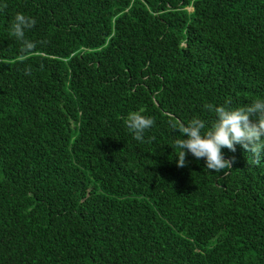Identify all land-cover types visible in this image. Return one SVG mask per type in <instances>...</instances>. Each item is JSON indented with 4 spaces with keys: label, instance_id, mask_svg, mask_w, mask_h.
<instances>
[{
    "label": "trees",
    "instance_id": "trees-1",
    "mask_svg": "<svg viewBox=\"0 0 264 264\" xmlns=\"http://www.w3.org/2000/svg\"><path fill=\"white\" fill-rule=\"evenodd\" d=\"M257 98L264 0H0V264H264V153L180 168L172 127Z\"/></svg>",
    "mask_w": 264,
    "mask_h": 264
},
{
    "label": "clouds",
    "instance_id": "clouds-1",
    "mask_svg": "<svg viewBox=\"0 0 264 264\" xmlns=\"http://www.w3.org/2000/svg\"><path fill=\"white\" fill-rule=\"evenodd\" d=\"M35 25L36 20L24 13H17L11 23L9 34L21 45L18 62L25 61L37 47L38 42L28 40L25 35ZM30 73L31 68H26L25 75ZM230 103L226 101L222 106H204L208 111H214L216 117L206 131L205 121L196 117L187 124L177 121L172 125L173 130L180 134V138L174 141L178 153L177 167H186V157L190 153L196 159L204 158L208 170H232L235 158L225 159L222 149L234 153L236 145H240L252 155L256 164H260L261 154L264 153V99L257 98L248 105L236 108L228 107ZM154 125V118L141 111L130 112L126 117L128 130L133 133V139L139 142H144L145 132Z\"/></svg>",
    "mask_w": 264,
    "mask_h": 264
}]
</instances>
